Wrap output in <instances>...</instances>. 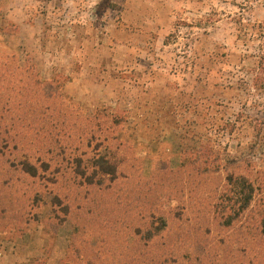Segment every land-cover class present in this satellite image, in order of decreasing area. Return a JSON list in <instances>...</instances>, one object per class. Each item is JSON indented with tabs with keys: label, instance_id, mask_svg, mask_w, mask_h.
<instances>
[{
	"label": "rangeland",
	"instance_id": "374dc122",
	"mask_svg": "<svg viewBox=\"0 0 264 264\" xmlns=\"http://www.w3.org/2000/svg\"><path fill=\"white\" fill-rule=\"evenodd\" d=\"M261 64L264 0H0V264H264Z\"/></svg>",
	"mask_w": 264,
	"mask_h": 264
},
{
	"label": "trees",
	"instance_id": "16d2710c",
	"mask_svg": "<svg viewBox=\"0 0 264 264\" xmlns=\"http://www.w3.org/2000/svg\"><path fill=\"white\" fill-rule=\"evenodd\" d=\"M264 64H261L263 66ZM23 170L32 177L37 176V169L29 163L22 162ZM216 169V168H215ZM227 185L229 194L225 197L228 203L220 204L221 212H223V224L231 226L248 208H250L255 197L254 184L244 176L228 175ZM261 205H264L262 203ZM228 214L224 215V213ZM261 231L264 234V211L260 221Z\"/></svg>",
	"mask_w": 264,
	"mask_h": 264
}]
</instances>
